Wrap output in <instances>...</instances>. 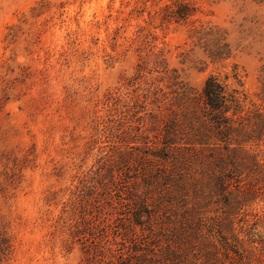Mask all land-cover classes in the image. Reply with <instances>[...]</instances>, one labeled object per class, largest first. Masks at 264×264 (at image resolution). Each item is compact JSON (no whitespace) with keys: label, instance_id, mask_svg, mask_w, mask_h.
<instances>
[{"label":"rangeland","instance_id":"rangeland-1","mask_svg":"<svg viewBox=\"0 0 264 264\" xmlns=\"http://www.w3.org/2000/svg\"><path fill=\"white\" fill-rule=\"evenodd\" d=\"M198 4L193 20L227 30L243 91L255 100L264 8L249 0ZM140 7L134 0H0V230L11 244L0 264L80 263L81 245L69 235L75 194L116 149L140 139L137 128L149 126L151 78H136L139 64L151 69L162 53L196 90L209 74L230 73V62L212 66L190 51L188 25L159 27L157 8L131 12ZM143 34L154 36L149 45ZM248 211L259 215L254 232L264 240V201ZM256 247L251 264H264Z\"/></svg>","mask_w":264,"mask_h":264},{"label":"trees","instance_id":"trees-1","mask_svg":"<svg viewBox=\"0 0 264 264\" xmlns=\"http://www.w3.org/2000/svg\"><path fill=\"white\" fill-rule=\"evenodd\" d=\"M198 1L134 0L141 7L131 12L141 16L151 3L159 27L188 25L190 51L212 66L230 62L231 71L209 74L196 90L162 53L151 69L137 66L136 78H151L149 126L75 194L69 235L81 245L79 264H251L256 246L264 250L254 232L259 215L248 211L264 201V64L249 99L227 30L193 20ZM10 249L3 227L0 262Z\"/></svg>","mask_w":264,"mask_h":264}]
</instances>
